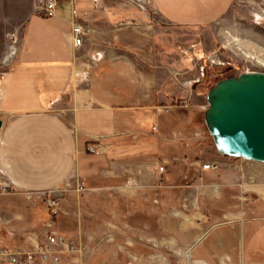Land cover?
<instances>
[{"label": "crops", "instance_id": "0c3cea01", "mask_svg": "<svg viewBox=\"0 0 264 264\" xmlns=\"http://www.w3.org/2000/svg\"><path fill=\"white\" fill-rule=\"evenodd\" d=\"M150 2L171 24L206 27L223 19L235 0ZM107 3L57 0L56 15L47 16L44 0H0V58L9 65L0 72V185L11 188L0 194V244L41 241L50 226L82 241L76 228L58 224L62 214L47 220L39 197L78 192L75 186L84 184L85 193L103 189L135 200L131 218L123 211L122 221L133 237H141V224L147 227L155 248L159 241L180 256L200 259L196 264L210 258L264 264L258 249L246 259L245 236L242 254L233 246L234 228L245 227L237 200L250 192L264 194V172L249 170L217 148L214 159L207 157L197 144L201 134L192 127L197 111L188 109L187 100L179 102V90L169 84L171 69L157 63L154 30L134 22L136 13ZM75 20L86 29L79 48ZM209 161L220 167L202 169ZM131 176L136 182H127ZM140 199L150 200L146 215ZM225 225L231 226L228 231L209 239ZM136 255L104 250L85 264L96 256V264H133Z\"/></svg>", "mask_w": 264, "mask_h": 264}, {"label": "rangeland", "instance_id": "374dc122", "mask_svg": "<svg viewBox=\"0 0 264 264\" xmlns=\"http://www.w3.org/2000/svg\"><path fill=\"white\" fill-rule=\"evenodd\" d=\"M95 2L99 4L100 0H95ZM107 2L112 8L122 7L124 13L127 11L136 13L137 17L134 18V22L148 24L154 30L152 46L157 63L160 67L171 69L173 78L169 84L173 90H179V97L177 98L179 102L187 100L188 109L197 111L192 115L195 119L192 127L201 134L197 144L207 155L210 154L207 156L208 158L214 159L213 153L216 146L204 118V112L208 107L207 94L209 89L224 77L244 71H264V1L235 0L232 10L223 19L206 27L171 24L154 9L150 0H107ZM125 22L130 23L131 19ZM234 38L239 40L234 41ZM1 61L0 58V72L2 74L4 68L9 65L3 64ZM91 146L95 148V151L97 150L94 145ZM89 151H91L90 146ZM243 159L231 158L240 164L244 163L249 170L260 169L264 172V162H246ZM209 162L217 163L220 167L217 161ZM132 181L136 182L134 176L127 180L129 183ZM79 185H82L83 188L81 186L82 189L78 192L58 194L48 192L40 194L39 198L43 199L45 203L44 207L48 214L47 220H55L58 214H62L63 220L58 223L61 228L65 230L76 228L78 234L86 238L83 237L82 241H79V237H73L72 232L69 235L65 234L84 248V262L91 256L101 255L104 250L111 252L121 250L126 254L128 251L134 250L138 252V255L133 260V264H196L200 260L180 256L170 248L162 246L163 244L159 241L158 247L155 248L147 239L148 228L142 224L140 225L141 237L139 238L138 234L133 237L132 227L128 225L126 220L122 221L124 217L121 214L125 211L128 217L131 216L134 213L133 202L135 200H126L116 193L107 194L103 189L85 193L84 184H77L76 190ZM69 188L73 190V187ZM49 198H55L59 205L51 207L48 204ZM140 201L145 205H140V212L142 215H146L150 200L140 199ZM196 202L194 201V203ZM235 208L245 210L244 217L240 222L245 227L242 229L238 225L234 228L236 230L234 235L236 242L235 245L233 243L232 245L235 246L237 253L242 254L244 248L241 236L243 235L245 236L246 259H251V249H258L260 250V259L263 260L264 194L247 193L244 200H237ZM106 220L109 221V224H106ZM230 227L225 225L217 228L210 234L209 239H213L219 232H224V229L227 230ZM89 228L92 230L90 231ZM87 231L92 234L91 238L86 236ZM133 238L137 241H134ZM70 255H73V258L77 256L75 253H63L61 264H71L72 256ZM146 255H151V258L146 257ZM96 258L98 256L95 257L92 264H96ZM201 262L204 264H231L224 258H210Z\"/></svg>", "mask_w": 264, "mask_h": 264}, {"label": "water", "instance_id": "95a60500", "mask_svg": "<svg viewBox=\"0 0 264 264\" xmlns=\"http://www.w3.org/2000/svg\"><path fill=\"white\" fill-rule=\"evenodd\" d=\"M207 103L205 123L217 150L264 162V71L218 80L208 91Z\"/></svg>", "mask_w": 264, "mask_h": 264}, {"label": "built area", "instance_id": "2783aa9c", "mask_svg": "<svg viewBox=\"0 0 264 264\" xmlns=\"http://www.w3.org/2000/svg\"><path fill=\"white\" fill-rule=\"evenodd\" d=\"M42 12L47 16L56 15L57 0H44V5L41 8ZM86 31L85 26L78 20H75L72 27L74 36V44L76 47H81L83 44V34ZM2 100V89L0 87V103ZM157 126H154L156 129ZM91 151H95L93 146H90ZM217 163H204L202 169H217ZM160 171L165 172L167 167L160 166ZM82 185H79L77 191H80ZM11 192V188L6 185H0V194H7ZM53 191H50L51 193ZM48 204L51 207H57L59 202L55 198H49ZM56 211V210H53ZM28 245H15L8 246L0 244V260L8 264H61L63 253H75L76 257L73 258L71 264H85L83 251L84 248L76 244L70 237L53 229L52 226L46 236L41 240H32ZM87 258V257H86Z\"/></svg>", "mask_w": 264, "mask_h": 264}, {"label": "bare ground", "instance_id": "6f19581e", "mask_svg": "<svg viewBox=\"0 0 264 264\" xmlns=\"http://www.w3.org/2000/svg\"><path fill=\"white\" fill-rule=\"evenodd\" d=\"M239 39H237V38H234V41H238ZM239 44V43H238ZM232 157V156H231Z\"/></svg>", "mask_w": 264, "mask_h": 264}]
</instances>
